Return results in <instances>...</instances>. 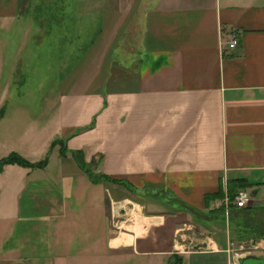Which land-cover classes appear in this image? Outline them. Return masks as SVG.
Here are the masks:
<instances>
[{"label": "crops", "instance_id": "crops-1", "mask_svg": "<svg viewBox=\"0 0 264 264\" xmlns=\"http://www.w3.org/2000/svg\"><path fill=\"white\" fill-rule=\"evenodd\" d=\"M62 5L60 23H82L85 13L97 12L87 21L103 27L70 70L56 106L71 152L50 147L47 165L37 168L44 175L22 168L26 178L0 182V264H238L239 253L264 257V0ZM41 6L0 0V20L40 24ZM142 8L139 37L122 43L120 25ZM234 37L239 44L231 48ZM73 151L95 174L124 184L94 182ZM241 189L252 193L244 209L233 204ZM201 243L207 246L197 249Z\"/></svg>", "mask_w": 264, "mask_h": 264}, {"label": "rangeland", "instance_id": "rangeland-1", "mask_svg": "<svg viewBox=\"0 0 264 264\" xmlns=\"http://www.w3.org/2000/svg\"><path fill=\"white\" fill-rule=\"evenodd\" d=\"M63 1L41 0L42 6L36 13L42 20L40 24L29 23L33 21L29 19L17 23L0 20V159L12 152L33 162L51 158L52 141L63 137L64 116L62 108L56 107L60 105L63 82L70 70L78 66L98 42L96 38L103 27L101 23L90 25L87 21L86 17H99L97 12L85 13L82 23L76 24L74 18L71 21L75 24L60 23ZM69 1L75 3V0ZM71 9L74 12L73 4ZM136 11H133L132 22L120 25L118 29V32H123L122 43L126 44V40L132 38L135 41L140 32L139 23L144 10ZM49 16L53 18L52 23L45 18ZM73 16H76V11ZM100 56L104 59V55ZM98 63L96 58V67ZM88 64L84 63L85 70ZM102 67L103 62L100 63ZM114 74L122 76L116 71ZM52 160L54 167V162L59 160L58 153L52 156ZM5 167L0 173L1 183L7 179L27 177L23 170L27 167L16 164ZM33 169L35 175H44L39 169ZM4 202L9 204L10 198ZM22 204L25 214L28 208L26 196ZM23 220L27 221V218L23 217L21 222ZM248 254L253 253L237 254L235 261Z\"/></svg>", "mask_w": 264, "mask_h": 264}, {"label": "trees", "instance_id": "trees-1", "mask_svg": "<svg viewBox=\"0 0 264 264\" xmlns=\"http://www.w3.org/2000/svg\"><path fill=\"white\" fill-rule=\"evenodd\" d=\"M1 117H2V115H1ZM57 145L61 146V154L66 155L69 153L70 150L68 149V147L66 145V138H64V139L57 138L56 140L53 141V143L51 144V147H55ZM72 154L76 158L79 165L86 171V173L89 175V177L94 182H99L101 179L104 178L106 180H112V181L117 182L119 184H124V182H121V181L116 180V179H111L109 176H104V175L99 176V175L95 174L92 171L91 166H89V163H87L85 161L83 153L81 151H73ZM48 161H49V158L46 157L43 160L32 162V161L28 160L27 158H25L24 156L20 155L19 153L12 152L8 156L0 159V173L3 171L5 166L10 165V164H14V165L16 164V165L27 167V168H43L47 165ZM236 194H233V196H232L233 199H234ZM218 196H220V192L218 194H210L207 198L213 199L214 197H218Z\"/></svg>", "mask_w": 264, "mask_h": 264}, {"label": "built area", "instance_id": "built-area-1", "mask_svg": "<svg viewBox=\"0 0 264 264\" xmlns=\"http://www.w3.org/2000/svg\"><path fill=\"white\" fill-rule=\"evenodd\" d=\"M239 44V39L234 37L230 43V47L234 48ZM252 200V193L251 191L247 189H241L237 192L233 199V204L235 205L236 208L238 209H244L246 208ZM244 247H246L244 245Z\"/></svg>", "mask_w": 264, "mask_h": 264}, {"label": "water", "instance_id": "water-1", "mask_svg": "<svg viewBox=\"0 0 264 264\" xmlns=\"http://www.w3.org/2000/svg\"><path fill=\"white\" fill-rule=\"evenodd\" d=\"M206 243L197 244L196 248L206 247ZM238 264H264V257L256 254H248L237 258Z\"/></svg>", "mask_w": 264, "mask_h": 264}]
</instances>
